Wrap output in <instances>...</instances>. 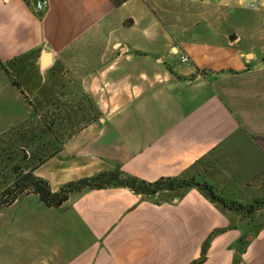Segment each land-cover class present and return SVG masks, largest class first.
I'll return each instance as SVG.
<instances>
[{
	"label": "crops",
	"instance_id": "1",
	"mask_svg": "<svg viewBox=\"0 0 264 264\" xmlns=\"http://www.w3.org/2000/svg\"><path fill=\"white\" fill-rule=\"evenodd\" d=\"M44 1L36 12V0H0V131L58 97L91 100L98 116L33 169L52 191L116 166L185 176L219 151L235 178L262 172L264 8L218 42L166 28L179 0ZM157 198L84 188L54 207L21 195L0 208V264H188L208 237L200 264H264V220L248 228L196 186Z\"/></svg>",
	"mask_w": 264,
	"mask_h": 264
},
{
	"label": "rangeland",
	"instance_id": "2",
	"mask_svg": "<svg viewBox=\"0 0 264 264\" xmlns=\"http://www.w3.org/2000/svg\"><path fill=\"white\" fill-rule=\"evenodd\" d=\"M179 1L182 2L167 4L163 9L166 28L186 37L198 33L206 38L215 36L218 42L226 41L225 30L243 20L236 16L247 18L253 12L242 6H223L216 2ZM88 99L73 94L58 97L45 112L30 114L17 125L0 131V200L7 197L5 191L18 173L55 152L71 130L82 126L92 113ZM66 113L70 114L71 124L65 119ZM228 158L230 155L219 151L207 158L210 161L196 162L185 176L210 183L229 202L226 207L248 218L250 228L264 220V169L257 177L235 178L239 172L233 169L234 164ZM182 189L158 192L157 201L169 200ZM231 201L234 203L230 204ZM252 203L257 205L252 212L238 208V204L247 207Z\"/></svg>",
	"mask_w": 264,
	"mask_h": 264
},
{
	"label": "trees",
	"instance_id": "3",
	"mask_svg": "<svg viewBox=\"0 0 264 264\" xmlns=\"http://www.w3.org/2000/svg\"><path fill=\"white\" fill-rule=\"evenodd\" d=\"M56 101L57 98L53 101V104H55ZM88 101L90 103L89 109L92 113L88 116V119L84 121L83 124L89 122L92 119H95L96 116H98V111L96 110L94 104L90 99H88ZM66 114L68 115L65 116V119L68 120L69 118H71L69 113ZM69 123L71 124V121H69ZM79 128L80 127L71 130L72 132H70L68 136L77 131ZM55 152H52L50 155L54 154ZM50 155H48L47 157H49ZM47 157L38 159V161L32 167H30V169H25L24 171L18 173L16 178L12 181L11 186L5 191L7 197L0 200V208L7 204H10L17 197L31 192L37 194L39 199L46 205L57 207L60 206L65 200H67L68 195L73 191H80L84 188L92 189L114 186L127 187L134 193L141 194L144 197H151L161 191H174L189 186H196L212 201H216L225 206H229V202H227L226 198L216 193L213 186L207 181H198L186 176L159 177L158 179H155L153 181H146L124 172L118 166H116L112 170L101 171L91 176H85L68 181L62 184L56 191H52L48 182L44 178L36 176L33 173L34 167L43 162ZM233 203L234 201L230 202V204ZM256 206L257 205L253 203L249 204L247 207L238 204L239 209L245 208L247 212H252L254 209H256ZM209 238L210 237L206 239L204 245L202 246V253L200 257L188 264H200L204 260L205 245L208 242Z\"/></svg>",
	"mask_w": 264,
	"mask_h": 264
},
{
	"label": "built area",
	"instance_id": "4",
	"mask_svg": "<svg viewBox=\"0 0 264 264\" xmlns=\"http://www.w3.org/2000/svg\"><path fill=\"white\" fill-rule=\"evenodd\" d=\"M196 2H216L223 6H242L245 8H248L250 10H259L264 8V0H191ZM44 0H36L34 3V10L36 12L42 11L45 5ZM179 61L181 63H188L189 57L186 54H180L179 55Z\"/></svg>",
	"mask_w": 264,
	"mask_h": 264
}]
</instances>
